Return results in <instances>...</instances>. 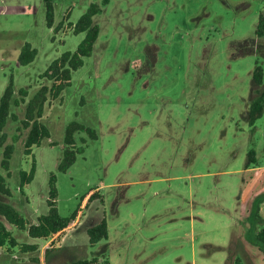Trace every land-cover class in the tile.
I'll return each mask as SVG.
<instances>
[{
  "label": "rangeland",
  "instance_id": "374dc122",
  "mask_svg": "<svg viewBox=\"0 0 264 264\" xmlns=\"http://www.w3.org/2000/svg\"><path fill=\"white\" fill-rule=\"evenodd\" d=\"M93 1L54 0L48 28L43 0H0V96L10 77L14 97L24 87L26 100L52 84L40 75L82 40L84 33H73L69 23ZM263 10L264 0H109L102 6L91 55L45 103L41 121L50 138L24 153L25 102L11 105L16 119L4 128V144L13 135L18 140L8 176L0 166L10 190L0 199L34 223L47 213L54 174L59 214L78 209V218L52 240L41 238L38 250L22 251L34 240L0 216L17 240L0 247V264H65L103 249L110 264H226L229 245L243 264H264L251 237L264 227L262 220L254 228L252 217L264 200V110L253 124L247 113L261 88L252 83L257 65L264 83V36H255ZM27 42L37 55L19 65ZM71 121L93 129L96 138L75 133L82 151L59 172ZM250 150L254 161L246 165ZM32 165L33 178L20 189L19 171ZM102 218L108 237L91 245L86 230Z\"/></svg>",
  "mask_w": 264,
  "mask_h": 264
},
{
  "label": "trees",
  "instance_id": "16d2710c",
  "mask_svg": "<svg viewBox=\"0 0 264 264\" xmlns=\"http://www.w3.org/2000/svg\"><path fill=\"white\" fill-rule=\"evenodd\" d=\"M108 2L109 0L91 2L74 23H69L72 26L73 33H84V37L73 51L66 50L58 57L54 58L40 75L52 81L50 86L41 85L34 94L26 100L25 98L28 95V90L24 87H20L17 91L20 97H14V82L13 78L10 77L8 84L0 96V146H3L0 166L6 170L7 176L9 175V165L14 151V143L18 140V136L13 135L12 142L4 144L6 140L4 128L9 122V119H16V115L11 113V105H19L25 102L24 117L20 120V123L21 128L28 129L24 140V153L30 154L33 146L39 145L45 138H50L48 127L41 121L47 98L48 96L57 98L61 91L70 84L72 71H75L83 64L84 57L91 55L94 42L99 33V26L94 21V17L101 12V7L105 6ZM43 3L45 24L48 28H52L55 17L54 0H43ZM255 36L258 38L264 36V10L258 16ZM36 55L37 50L32 47L30 43H24L19 51L17 62L19 65H27L34 60ZM252 83L261 86V88L257 90L256 95L252 98L248 106L247 113L250 124H253L255 120L262 115L264 110L263 70L260 65L255 66L252 71ZM77 132H86L91 139L96 138V133L93 129L86 127L78 121H71L68 123L64 130L62 157L57 164V170L59 172H65L75 162L76 154L82 151L81 147H76L75 145L74 135ZM247 156L246 165L254 161V151L250 150ZM33 174V165L28 172L23 170L19 171L20 189L32 180ZM48 185L49 189L46 199L48 210L46 214L39 215L36 222L28 223L24 216L13 205L1 199L0 216L16 228L26 230L31 238H48L60 234L74 224V221L78 218L79 212L78 209H76L69 216L60 215L55 201L57 189L55 186L54 174H51L49 177ZM0 192L10 195V190L5 185V177L3 175H0ZM97 195V192L94 191L82 196L79 208L82 204L86 205L88 201L93 200ZM252 217L255 228V221H262L258 214V205L254 206ZM86 233L88 235V242L91 245L102 239H107L108 227L105 219L102 218L98 223L87 228ZM251 237L254 242L258 243L264 258V227L253 232ZM16 245V238L13 236L12 232L7 229L3 220L0 219V247H15ZM37 247L36 244H23L21 245V250H36ZM216 248L218 247H213L212 249ZM46 252L47 251H45V253ZM99 252L100 254H98V256L95 255L90 259L77 258L69 260L65 264H110L105 255V249ZM100 257H102V260H100ZM226 264H243L231 245L227 247Z\"/></svg>",
  "mask_w": 264,
  "mask_h": 264
},
{
  "label": "crops",
  "instance_id": "0c3cea01",
  "mask_svg": "<svg viewBox=\"0 0 264 264\" xmlns=\"http://www.w3.org/2000/svg\"><path fill=\"white\" fill-rule=\"evenodd\" d=\"M26 186V185H25ZM258 214L260 216V218L262 220H264V200L261 201L259 204H258ZM77 220V219H76ZM75 220V222H76ZM4 222V221H3ZM5 224V223H4ZM6 226V225H5ZM7 227V226H6ZM71 227V226H70ZM69 227V228H70ZM69 228L65 229V230H68ZM55 236H52L50 237L49 240H52ZM34 241H31L30 244H36L37 245V242L41 239V238H32ZM69 246H72V245H69ZM74 246V245H73ZM39 249V247H37V250Z\"/></svg>",
  "mask_w": 264,
  "mask_h": 264
}]
</instances>
